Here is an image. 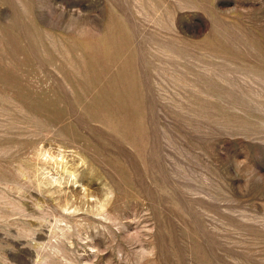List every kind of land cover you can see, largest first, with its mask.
<instances>
[{
    "label": "rangeland",
    "instance_id": "374dc122",
    "mask_svg": "<svg viewBox=\"0 0 264 264\" xmlns=\"http://www.w3.org/2000/svg\"><path fill=\"white\" fill-rule=\"evenodd\" d=\"M0 264H264V0H0Z\"/></svg>",
    "mask_w": 264,
    "mask_h": 264
},
{
    "label": "clouds",
    "instance_id": "9594fccd",
    "mask_svg": "<svg viewBox=\"0 0 264 264\" xmlns=\"http://www.w3.org/2000/svg\"><path fill=\"white\" fill-rule=\"evenodd\" d=\"M155 253V249H145V248H141L138 251V256L140 258L141 261L147 259V258H151Z\"/></svg>",
    "mask_w": 264,
    "mask_h": 264
}]
</instances>
